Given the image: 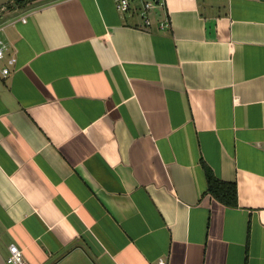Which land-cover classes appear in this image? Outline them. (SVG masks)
Returning <instances> with one entry per match:
<instances>
[{"label": "crops", "instance_id": "crops-1", "mask_svg": "<svg viewBox=\"0 0 264 264\" xmlns=\"http://www.w3.org/2000/svg\"><path fill=\"white\" fill-rule=\"evenodd\" d=\"M160 1L4 20L0 264H264V0Z\"/></svg>", "mask_w": 264, "mask_h": 264}, {"label": "built area", "instance_id": "built-area-1", "mask_svg": "<svg viewBox=\"0 0 264 264\" xmlns=\"http://www.w3.org/2000/svg\"><path fill=\"white\" fill-rule=\"evenodd\" d=\"M160 0H141V12L144 17V22L146 24L151 23V18L149 17L150 11L156 7ZM118 9L126 11L130 8L131 0H115ZM22 20H26V16H21ZM170 21L162 20L160 21V26L164 28L169 26ZM5 29L4 21L0 23V32ZM5 60L4 64H0V72L2 75L7 76L12 70V66H15L18 61V55L16 50L12 49L10 44H8L3 37L0 36V62ZM8 264H29L26 259L23 249L15 242L9 244V254L7 256ZM159 264H165L163 258L158 261Z\"/></svg>", "mask_w": 264, "mask_h": 264}, {"label": "trees", "instance_id": "trees-1", "mask_svg": "<svg viewBox=\"0 0 264 264\" xmlns=\"http://www.w3.org/2000/svg\"><path fill=\"white\" fill-rule=\"evenodd\" d=\"M20 5H25L31 0H17ZM208 181V192L228 205L238 204L237 185L234 181L219 178L213 170L204 163Z\"/></svg>", "mask_w": 264, "mask_h": 264}, {"label": "water", "instance_id": "water-1", "mask_svg": "<svg viewBox=\"0 0 264 264\" xmlns=\"http://www.w3.org/2000/svg\"><path fill=\"white\" fill-rule=\"evenodd\" d=\"M45 0H31L25 5H20L17 0H0V23L8 16L15 15L24 9Z\"/></svg>", "mask_w": 264, "mask_h": 264}]
</instances>
